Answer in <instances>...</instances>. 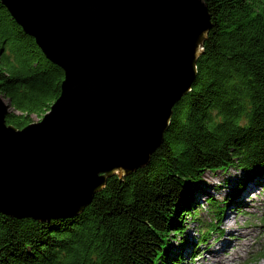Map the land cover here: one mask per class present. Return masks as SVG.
<instances>
[{
	"label": "trees",
	"instance_id": "trees-1",
	"mask_svg": "<svg viewBox=\"0 0 264 264\" xmlns=\"http://www.w3.org/2000/svg\"><path fill=\"white\" fill-rule=\"evenodd\" d=\"M203 1L212 27L197 76L174 105L150 162L110 176L79 215L38 221L0 212V264H184L181 252L172 256V238L184 232L189 216L198 218V193L209 195L202 189L205 173L232 166L243 169L246 180L264 173V0ZM64 76L0 0L7 122L23 128L32 116L43 117ZM243 184L231 190L228 205ZM208 202L222 218L227 206L213 197ZM216 227L203 226L199 238Z\"/></svg>",
	"mask_w": 264,
	"mask_h": 264
},
{
	"label": "water",
	"instance_id": "water-1",
	"mask_svg": "<svg viewBox=\"0 0 264 264\" xmlns=\"http://www.w3.org/2000/svg\"><path fill=\"white\" fill-rule=\"evenodd\" d=\"M64 71L38 121L6 120L0 93V212L79 215L112 175L146 166L193 88L212 27L203 0H1Z\"/></svg>",
	"mask_w": 264,
	"mask_h": 264
},
{
	"label": "rangeland",
	"instance_id": "rangeland-1",
	"mask_svg": "<svg viewBox=\"0 0 264 264\" xmlns=\"http://www.w3.org/2000/svg\"><path fill=\"white\" fill-rule=\"evenodd\" d=\"M5 100L8 102L7 98ZM41 118L32 116L33 121H38ZM263 174L253 180H246V173L238 166L215 172L207 171L204 175L202 189H206L209 195L198 193L199 196L195 200V204L199 206L198 218L193 219L189 216L184 222V232L179 234L177 238H172V256L179 251L185 258L184 264H213L209 252L206 250L209 243L220 238H228L233 244H236L227 253L230 258L228 260L229 264H264V182L261 181ZM237 177H239V180ZM253 181H257L258 186L246 193L244 199H246L245 202H248L247 204L244 202V204L241 201L243 198L240 197L243 190ZM240 183L244 184L237 192L236 203L228 205L229 200L227 198L232 193L231 190L237 188ZM209 197H213L220 207L227 206L223 214L228 213L230 215L227 222L228 225H232V232L235 233L231 234L229 229L224 226L225 220L216 214L217 210L215 208V210L209 208ZM229 198H232V196ZM212 222L216 223L217 227L212 232L199 238L205 229L203 226ZM237 228H241L243 231L250 230L245 240H241ZM199 242L202 244L196 247Z\"/></svg>",
	"mask_w": 264,
	"mask_h": 264
},
{
	"label": "bare ground",
	"instance_id": "bare-ground-1",
	"mask_svg": "<svg viewBox=\"0 0 264 264\" xmlns=\"http://www.w3.org/2000/svg\"><path fill=\"white\" fill-rule=\"evenodd\" d=\"M239 180V177H237ZM261 181L264 182V174L263 177L261 178ZM258 186L257 181H253V183L249 184L242 192L241 195V201L244 203L246 199L245 195L248 191L254 190L255 187ZM248 201H246L245 203L247 204ZM244 203V204H245ZM250 204V203H249ZM230 215L227 213L226 215H224L222 217L223 220H225V227L229 229L230 233L233 234L235 232H232L233 227L232 225H228L227 220H229ZM237 232L241 237V240H245L250 232V230H246L243 231L241 228H237ZM206 241V240H205ZM236 244H233V242L228 239V238H220L217 241H211L209 243V246L206 250H208L207 252H209L208 254L210 255V258L212 259V263L214 264H229L228 260L230 259L228 256V252L230 250L231 247H235ZM225 252V253H224ZM228 256V257H227ZM217 262V263H216Z\"/></svg>",
	"mask_w": 264,
	"mask_h": 264
}]
</instances>
